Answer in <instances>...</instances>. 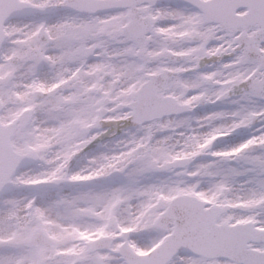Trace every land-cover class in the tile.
<instances>
[{"label": "snow or ice", "instance_id": "6c2138e0", "mask_svg": "<svg viewBox=\"0 0 264 264\" xmlns=\"http://www.w3.org/2000/svg\"><path fill=\"white\" fill-rule=\"evenodd\" d=\"M0 264H264V0H0Z\"/></svg>", "mask_w": 264, "mask_h": 264}]
</instances>
